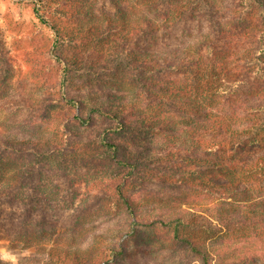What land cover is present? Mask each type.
Segmentation results:
<instances>
[{
    "label": "trees",
    "instance_id": "obj_1",
    "mask_svg": "<svg viewBox=\"0 0 264 264\" xmlns=\"http://www.w3.org/2000/svg\"><path fill=\"white\" fill-rule=\"evenodd\" d=\"M32 1L36 17L54 32L50 55L68 72L62 75L60 86L82 71L93 73L98 85L103 81L99 72H111L124 76L143 102L98 103L86 117H75L80 127L89 128L98 117L114 123L85 143H74L81 154L71 159L79 157L88 168L87 161L107 158L114 169L123 168L116 198L129 212L135 210V201L123 189L134 178L142 184L165 178L155 177L145 166L183 171L185 175H172L164 182L199 189L209 200L228 203V208L219 207L220 212L225 211L220 222L227 232L264 236V0ZM223 9L230 15L220 20L225 18L221 17ZM69 15L76 20L73 31L61 25ZM195 18L207 20L211 35L192 48V57L173 63L148 50L149 42L161 31ZM65 43L87 47L93 57L78 69L79 58L64 55L61 46ZM4 54L0 49L4 63L0 98L11 76ZM242 100L248 104L242 105ZM30 104L24 97L5 99V105L17 109H29ZM175 119L182 120L187 130L180 129ZM71 125L68 120L66 136L75 134ZM160 135L167 138V145L161 155L153 157V139ZM56 141L50 137H0V219L13 215L11 210L17 206L13 202L32 214L56 211L55 192L50 191V182H44L42 173L54 166L67 169V151ZM156 222L165 228L171 224L161 218ZM174 232L179 234V226ZM184 242L204 264H212L208 251L195 247L191 239Z\"/></svg>",
    "mask_w": 264,
    "mask_h": 264
},
{
    "label": "rangeland",
    "instance_id": "obj_2",
    "mask_svg": "<svg viewBox=\"0 0 264 264\" xmlns=\"http://www.w3.org/2000/svg\"><path fill=\"white\" fill-rule=\"evenodd\" d=\"M34 9L32 0H0V49L5 51V68L11 74L0 98V137L56 138L67 151V169L54 166L42 172L44 182L49 181L50 191L55 192L56 211L32 214L13 202L17 205L11 210L13 215L0 219V264H204L184 239L208 251L212 264H264V236L258 238L244 231L229 233L221 224V212L225 211L220 212L219 207L228 208V203L217 198L209 200L199 189L195 192L185 185L164 182L172 175H185L183 171L145 166L154 171L155 177L165 178L143 184L134 178L123 189V194H131L135 201V210L129 212L116 198L123 168L114 169L107 158L87 161L88 168L79 157L71 159L81 154L80 146L74 143L83 144L114 123L98 117L89 128L80 127L75 117H86L98 103L143 102L138 90L114 72H99L103 81L97 85L93 73L82 71L60 86L62 75L68 73L64 71L66 66L50 55L56 40L54 32L41 24ZM107 11L114 10L107 7ZM229 15L223 9L221 17L225 18L220 20ZM75 24L69 15L61 25L73 31ZM208 35L211 27L205 18L187 19L161 31L149 42L148 50L175 63L178 58L192 57V48ZM61 48L65 56L79 58L78 69L93 57L90 49L79 44L65 43ZM3 67L0 61V72ZM23 97L31 102V108L5 105V99L18 101ZM241 104L248 102L242 100ZM68 120L74 136L64 133ZM175 121L180 129L187 130L182 120ZM181 137L185 139L186 134L183 132ZM68 145L73 147L69 149ZM165 145L167 138L163 135L154 137L152 156L161 155ZM207 209L211 211L206 213ZM160 218L170 226L165 228L156 222ZM176 226L179 234L174 232Z\"/></svg>",
    "mask_w": 264,
    "mask_h": 264
}]
</instances>
